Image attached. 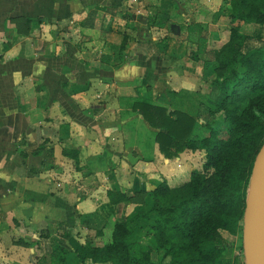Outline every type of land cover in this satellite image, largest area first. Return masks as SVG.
I'll use <instances>...</instances> for the list:
<instances>
[{
  "label": "crops",
  "instance_id": "0c3cea01",
  "mask_svg": "<svg viewBox=\"0 0 264 264\" xmlns=\"http://www.w3.org/2000/svg\"><path fill=\"white\" fill-rule=\"evenodd\" d=\"M222 1L0 0V264H36L48 253L58 257L64 247L70 252L61 264H75L73 251L86 240L102 244L111 239V228L106 225V212L112 210L108 190L119 188L128 194L141 189L150 191L164 180L171 185L170 178L177 174L187 175L190 168L180 172L173 166L187 152L175 158L165 157L155 142L153 128L132 110L128 99L142 93L134 87L140 78L148 79L153 96L162 92L153 85L161 81L176 91L190 88V62L186 58L189 46L173 35L183 30L188 33L183 18L204 25L212 17L210 24L215 26ZM191 5H195V11ZM158 13L171 16L164 28L150 26L149 18ZM90 15L89 24L83 25ZM12 17H41L42 31L54 26L53 20L63 26L76 23L80 28H74L75 32L82 30L88 42L77 45L58 41L57 54L53 58L47 54L52 64L48 58L38 63L33 61L31 50L28 53L26 46H18L7 35V21ZM179 17L181 23L175 21ZM62 29L71 33L68 27ZM163 32H170V38L159 36ZM111 34L121 36L117 55L111 52L107 40ZM124 34L129 41L121 50ZM18 53L21 61L17 60ZM170 61L184 65V72L168 66ZM52 65L61 67L55 76L61 86L41 99L40 114L46 111L48 118L41 116L43 120L37 123L30 116L37 112L35 107L24 109L17 104V68L25 66L28 73L32 72L28 77L32 80L35 68L49 76ZM48 96L57 101L52 105ZM51 112L56 116L49 118ZM43 123L48 125L44 127ZM37 124L41 135L48 133L47 126H56L62 151L75 149L78 157L65 156L61 151L51 166L30 176L28 167H41L37 162L43 163L42 155L30 152L22 157L16 136L18 130L32 134ZM122 207L125 214L136 208L135 204H121L119 209ZM92 213L98 215V221H82L79 217ZM19 239L37 241V245L24 246L17 242Z\"/></svg>",
  "mask_w": 264,
  "mask_h": 264
},
{
  "label": "trees",
  "instance_id": "16d2710c",
  "mask_svg": "<svg viewBox=\"0 0 264 264\" xmlns=\"http://www.w3.org/2000/svg\"><path fill=\"white\" fill-rule=\"evenodd\" d=\"M223 6L228 10L230 34L226 42L211 51L210 59L204 58L210 52L204 25L191 22L185 26L190 36H196L192 41L194 48L189 51L190 58L196 62L203 59L205 67L212 68L215 73L211 90L202 95V103L210 116L222 113L223 120L205 122L206 132H201L200 101L197 102L194 93L182 97L178 91H173L178 102L184 103L181 108L173 109L143 96L131 103L132 110L153 128L155 142L165 157L202 151V167L193 169L189 179L178 186H171L164 180L150 191L141 189L128 194L119 188L108 190L112 210H119L121 204H135L136 208L115 218L109 241L98 244L89 238L76 248L73 251L75 264L87 261L246 264L243 248L245 209L254 163L264 144V0H225ZM170 17L158 13L149 18L150 26L164 28ZM12 20H22L26 27L32 23V19L26 17ZM244 23L258 25L261 29L245 33L242 31ZM128 41L129 36L124 34L121 50H125ZM62 152L65 156L78 157L75 149ZM40 153L41 149L34 151L36 155ZM45 168L43 161L40 168L30 167L29 175H37ZM79 217L82 221L99 220L96 213L79 214ZM225 232L241 242L243 253L233 260L224 258L230 247ZM97 234L103 232L97 231ZM146 239L153 242L151 247L141 243ZM17 242L33 248L37 245V241L19 239ZM137 246L140 248L135 252ZM69 250L64 247L58 257L48 253L38 258L36 264H61ZM153 251L162 254L157 262L153 260Z\"/></svg>",
  "mask_w": 264,
  "mask_h": 264
},
{
  "label": "rangeland",
  "instance_id": "374dc122",
  "mask_svg": "<svg viewBox=\"0 0 264 264\" xmlns=\"http://www.w3.org/2000/svg\"><path fill=\"white\" fill-rule=\"evenodd\" d=\"M224 2L225 0L222 1V5L220 6L219 11L217 12L216 16H218L219 19H217L218 21L215 24V26L210 24L212 22V17L209 18L210 19L209 22H206L204 24L205 33L209 38L208 49L210 51L209 53L204 55L205 59H207L208 57L210 59L212 57L211 51L220 47L229 38L231 23H230V18L228 16V10H226V7L223 6ZM194 6L195 5L190 6V9L192 11L196 10L194 9ZM122 11H124V8H122ZM116 14L117 12L114 13V15ZM12 18H9L7 21V25L9 29L7 35L10 36V38L14 40L13 42H16L18 46L21 45L23 48H25L26 46V50L28 53H30V50H31L33 54V61L38 60V63H40V60H43L45 58H48V59L53 58V54H57L58 50L56 49V43H58V41L59 42L62 40L72 41L74 43H77V45H83L88 42L87 41L88 35L83 34L82 30L75 32L74 28H80L78 25H76V23L75 24L69 23L67 24V26H63L65 24H58V22L53 20L52 22L54 23V26H51L47 30L42 31L40 24H43L44 19L41 17L32 19V23L30 27L28 26L26 27L22 20H12ZM15 18H18V17H15ZM91 18L92 16L90 15L86 19L85 22H88V20H90ZM175 21L181 23L182 20H180V17H179L178 20H175ZM183 22L188 23L190 21H187L185 20V18H183ZM192 22H197V20H192ZM116 23L118 24V21H116ZM87 24H89V22ZM87 24H83V25H87ZM116 26L120 27V24ZM63 27H68L69 29H71V33L69 32L66 33L65 31H63L62 29ZM260 29H261L260 26L255 25V24L244 23L242 26V31L248 34L253 33L254 31H258ZM19 31H28V33L26 34L20 33ZM159 36H163V37L168 36L170 38L171 35H170V32L168 35H166V32H163V34L162 35L159 34ZM173 36H176L178 41L182 43L185 42L186 45L189 46L188 54L186 58L190 62L189 63L190 70L188 72V76L192 80V83L188 84L190 88L181 87L179 88L180 90L178 91V93L182 97H186V96L190 97L192 93L196 95L197 102L200 101L199 107H198V111H199L198 116H200V119H199L200 120V123H199L200 131L206 132V126L204 125L205 122L207 121L210 122L212 119L223 120L222 113L210 116L205 103H202V101H204V98L202 97V95L208 94L209 91L211 90V82H212V79L215 77V73L212 68L207 69L205 67L204 65L205 61L203 59L200 62H196L190 58L189 51L190 50L192 51V49L194 48V43H192V41H193V38L196 36L194 37L190 36L189 33L185 32V30H183L182 33L177 32V34ZM28 37H31V38H28ZM69 37H72L73 40H70ZM6 39L8 40V38ZM120 39H121V36H118V34L114 36L112 34L107 35V40L109 41L111 48H112L111 52L115 51L114 55L118 54L117 50H118L119 44H117V42L120 41ZM24 51L25 50H22V52ZM17 52H20V49H18ZM47 54L50 55V58L47 57ZM73 54H74L73 51L69 52L70 58H73ZM21 58H22L21 53H18L17 60L21 61ZM51 60L52 59L49 60L50 64H52ZM24 63L25 62H22V64ZM180 65L181 64H177V63H174L173 61H170V65L168 66H171L174 68L176 66V70L178 72H180V70L181 72H184L182 70L184 68V65L182 66ZM51 68L53 72L49 76L47 74L43 75L39 71V68L37 69L35 68V70L33 71L32 80L28 79V77L30 76L32 72L28 73L25 66H21L17 68V104L18 106L24 109H27L28 107H31V108L35 107L37 112L30 113V116H31V119L37 123H39L40 120H43L44 117L46 119L48 118L47 117L48 114L46 111L44 112L43 116L40 114L41 99L44 98V95L46 93H49V95L51 92L53 94L56 93V90L61 86V82H57V79L55 77L57 74H60L59 68L61 67L59 65H52ZM184 75H187V74H184ZM147 80H148L147 78H144V79L140 78L137 82L135 83L132 82L134 84L138 83L134 87L137 90L140 88L139 92H142V93L141 94L138 93V95L132 94L128 99L130 105L133 99H135L136 97H140V96L149 97L152 100L156 101L157 103L168 105L173 109L181 108L182 104L184 105L183 101L178 102L177 100L178 96L174 95L173 91H176V90L169 88L168 87L169 84L164 83L162 81L159 82L158 84H153L158 90L162 91L161 93L156 92V95L153 96L152 95L153 88L151 85L148 84ZM134 87L132 86L133 89ZM47 100L52 101V105H53L54 102L57 101V98H53V97L51 98L50 96H48ZM41 116L43 117V119ZM52 116H56L55 112L49 113V118H51ZM20 120H21V115L18 114V120H17L18 125H19V122H21ZM42 125H44L45 127V125H48V124L43 123ZM35 126H36V130H34L32 134L30 135L27 131H24V130L17 131L16 137H17L18 153L22 157H24V154L28 156L30 152L33 153L35 150L41 149V153L39 155H42V162L45 161L47 164L46 167H49L53 164L52 161L56 160L57 157L60 156V152L62 151V144L58 141L59 136L56 131V126L54 125L47 126L48 128L46 129H48L47 131L48 133H46L45 135H41V130L40 128H38V124ZM39 161L37 162L38 165H42V163H40ZM203 162H204V153L202 151H196V152L187 151L186 155H184L183 157L181 156V161H178L177 165H173V166L178 171L185 172L187 168H190L191 170L196 169V168H201L203 165ZM30 165H32L30 167H36L34 164H30ZM30 167H28V169ZM189 172L187 173V175L186 174L184 175L182 173V174L175 175V177L173 176L174 178L173 177L170 178L171 185L178 186L184 183L183 180H187L188 174L189 176L191 174V172L190 173ZM28 174H29V170H28ZM124 210H125L124 207L120 208L119 210H111V209L107 210L106 212L108 214V216L106 217L107 229L111 228L110 224H113V221H115L116 214L120 216L123 213H125ZM224 235L230 241V247L227 250L224 258L228 260H233L236 255H242L243 252L241 250L240 240L237 239V237H234L227 232H225ZM141 243L145 244L144 245L145 247H149V246L151 247V245L153 244V242L151 243L147 239L141 240ZM139 248L140 247H138L137 249L135 248L134 249L135 252H137ZM161 255L162 254L157 251L152 252V257L155 262L160 260Z\"/></svg>",
  "mask_w": 264,
  "mask_h": 264
},
{
  "label": "water",
  "instance_id": "95a60500",
  "mask_svg": "<svg viewBox=\"0 0 264 264\" xmlns=\"http://www.w3.org/2000/svg\"><path fill=\"white\" fill-rule=\"evenodd\" d=\"M243 248L246 264H264V144L251 175L244 216Z\"/></svg>",
  "mask_w": 264,
  "mask_h": 264
}]
</instances>
